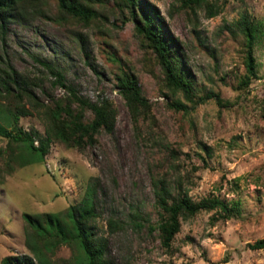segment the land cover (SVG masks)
Masks as SVG:
<instances>
[{
	"label": "rangeland",
	"instance_id": "obj_1",
	"mask_svg": "<svg viewBox=\"0 0 264 264\" xmlns=\"http://www.w3.org/2000/svg\"><path fill=\"white\" fill-rule=\"evenodd\" d=\"M86 1L97 12L89 20L62 14L56 0H37L25 5V19L6 21L0 29V54L24 75L35 100L15 97L16 88L9 94L0 89V264L6 255L28 264H72L77 249L35 238L26 214L43 220L44 213H53L70 224V205L84 206L89 198L95 214L88 223L106 243L108 264H213L224 255L229 260L220 264H264V247L247 246L264 236V0H214L219 11L212 16L203 5L192 13L181 0H149L179 40L194 77L193 100L162 85L159 65L145 55L132 20H122L115 0ZM244 13L261 31L254 45L257 76L238 87L245 67L243 34L235 22ZM36 57L59 68L83 98L110 100L112 129H100L96 141L82 148L52 137L42 156L7 138L3 133L14 125L16 106L28 110L17 124L36 132L38 144L50 123L48 108L71 97ZM126 67L150 104L146 117L135 119L118 90L116 76ZM175 98L186 107L171 106ZM91 117L86 108L84 120ZM154 177L173 185L179 178L194 199L217 195L238 212L214 220L217 212L203 209L181 218L167 250L158 230L148 226L158 219ZM109 217L119 222L114 231Z\"/></svg>",
	"mask_w": 264,
	"mask_h": 264
},
{
	"label": "trees",
	"instance_id": "obj_2",
	"mask_svg": "<svg viewBox=\"0 0 264 264\" xmlns=\"http://www.w3.org/2000/svg\"><path fill=\"white\" fill-rule=\"evenodd\" d=\"M36 1L0 0L1 31H4L6 21L25 19L30 12L25 5ZM180 3L182 6L190 8L192 13H195L196 8L201 5L205 6L207 16L215 15L219 11V6L214 0H181ZM56 4L62 14H70L83 20H89L97 15L95 7L86 0H56ZM115 4L123 16V21L132 20L145 55H152L154 63L159 65L162 85L172 93L180 91L188 100H193L195 95L194 77L186 65L181 47L177 44L179 40L169 32L159 9L149 0H115ZM235 25L243 34L245 72L238 79V87H243L248 85L253 77L257 76L254 45L261 30L258 29L260 28L259 24L254 22L247 13L242 14ZM86 55L88 54L86 53ZM35 60L54 76L53 83L68 89L71 97H65V103L57 99L54 106L48 108L47 115L50 123L46 127V137L41 138L38 144L34 143L36 132L23 129L17 124L21 114H26L28 110L16 106L11 111L14 125L3 133L7 138L21 141L32 151L42 156L46 152L52 137H58L68 145L82 148L85 144L96 141V135L100 129L107 131L112 129L115 109L110 100L106 97L97 101L83 98L65 83L64 74L59 68L47 60L38 57ZM116 78L118 90L125 99L132 116L135 119L140 116L146 117L150 104L141 94L140 86L133 71L128 67L123 68ZM13 88L18 90L14 94L15 97L26 96L33 99L32 93L27 88V80L24 75L20 71H16L0 54V89L9 94ZM212 95L219 99L218 93H212ZM197 98L203 100L205 97L198 95ZM33 102H35L34 99ZM73 102H76V108H73ZM170 105L176 108L186 107V104L177 98ZM259 106L261 116L264 119V94L260 98ZM86 108L90 109L92 113L91 119L87 121L83 118ZM175 183L173 185L164 177L153 178L154 206L157 209L158 219L153 225L149 223L148 226L158 230L160 243L167 250L171 249L175 234L180 229L181 218L192 216L203 209L215 210L217 215L211 216L214 220L225 219L238 212V207L233 202H228L217 195L194 199L187 189L182 187V181L179 178L175 180ZM92 195L91 193L90 196ZM70 210L72 218L70 224L63 223L60 219L53 217V213H44L43 220L39 215L26 214V219L32 228L31 233L35 232V238L42 240V242L45 240H47L46 243L54 242L55 244L65 242L75 247L77 251L73 254L72 264H108L104 258L106 243L88 223V220L95 214L92 198H89L84 206L83 204L70 205ZM131 215L132 220L137 223L135 215L140 216L138 211H133ZM108 226L111 231H114L119 226V222L116 218L109 217ZM247 246L256 249L263 248L264 236L248 242ZM44 259L41 258V261ZM228 260L229 256L224 255L213 264H220ZM2 262L3 264L30 263L16 255H6L2 258ZM43 264H50V262L47 259L43 261Z\"/></svg>",
	"mask_w": 264,
	"mask_h": 264
},
{
	"label": "built area",
	"instance_id": "obj_3",
	"mask_svg": "<svg viewBox=\"0 0 264 264\" xmlns=\"http://www.w3.org/2000/svg\"><path fill=\"white\" fill-rule=\"evenodd\" d=\"M36 143V141H34Z\"/></svg>",
	"mask_w": 264,
	"mask_h": 264
}]
</instances>
